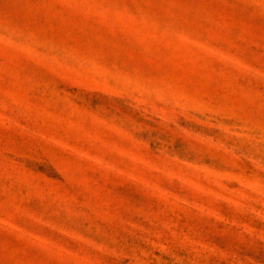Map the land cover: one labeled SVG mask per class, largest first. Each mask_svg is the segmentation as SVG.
I'll use <instances>...</instances> for the list:
<instances>
[{"label":"rangeland","instance_id":"rangeland-1","mask_svg":"<svg viewBox=\"0 0 264 264\" xmlns=\"http://www.w3.org/2000/svg\"><path fill=\"white\" fill-rule=\"evenodd\" d=\"M0 264H264V0H0Z\"/></svg>","mask_w":264,"mask_h":264}]
</instances>
